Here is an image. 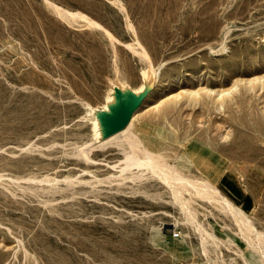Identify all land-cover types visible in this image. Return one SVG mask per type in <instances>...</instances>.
I'll list each match as a JSON object with an SVG mask.
<instances>
[{
  "label": "rangeland",
  "instance_id": "374dc122",
  "mask_svg": "<svg viewBox=\"0 0 264 264\" xmlns=\"http://www.w3.org/2000/svg\"><path fill=\"white\" fill-rule=\"evenodd\" d=\"M50 1L88 14L121 42L131 40L133 31L128 24L134 25L157 69L134 121V127L141 130L156 124L159 110L153 107L159 104L161 108L175 93L216 84L227 87L234 80L264 73V0ZM49 4L45 0H0V264H206L194 231L172 224V215L181 214L168 193L156 194L163 191L162 184L149 177L139 181L145 186L130 180L96 182L91 173L83 171L92 170L104 178L112 171L105 161L122 155L114 145L89 151L95 163L76 155L77 148L92 138L85 103L95 106L101 102L118 73L129 83L139 84L142 62L100 30L66 23ZM246 95L251 104L246 109L262 115L263 90ZM178 99L181 102L169 118L178 128L177 141H170L168 154L191 149L182 138L184 132L204 131L214 147L222 134L240 129V125L230 127L227 113ZM239 114L245 117L246 112ZM241 128L255 135L257 145H264L260 133L264 123L254 128L256 133L249 126ZM215 155L217 169L222 161L219 153ZM260 162L264 165V159ZM261 167L248 166L241 180L231 167L218 183L220 190L256 217L258 227H264ZM79 178L94 186L78 182ZM146 186L155 193L134 192ZM200 209L199 219L206 226L213 224L220 239L228 243L235 236L233 220L213 204L204 201ZM156 226L167 234L188 232L185 239L193 250L185 252V245L179 243L172 252L158 247L151 240ZM237 241L241 246V240ZM231 257L239 260L232 250H225L224 258ZM254 257V264H264L258 255Z\"/></svg>",
  "mask_w": 264,
  "mask_h": 264
},
{
  "label": "bare ground",
  "instance_id": "6f19581e",
  "mask_svg": "<svg viewBox=\"0 0 264 264\" xmlns=\"http://www.w3.org/2000/svg\"><path fill=\"white\" fill-rule=\"evenodd\" d=\"M45 1L50 3L49 5L56 11L58 16L66 21V23L75 22L83 27L100 30L108 40L111 42H120L130 49L142 62L140 68L142 80L139 84L129 83L122 74L118 73L110 80L101 102L95 106L90 105L88 102L85 103L87 120L90 124L92 138L87 145H85L87 142L81 144L79 148H77L78 150L76 149L77 154H75L80 158H84L85 161L95 163L97 159L90 156L89 151L96 146L106 148L110 145H114L120 150L122 155L116 160L105 161V166H108L112 171L104 176V178L98 177L92 170L83 171L91 173L94 179H96V182L104 180L106 182L112 180H130L131 182L139 183L143 178L149 177L152 179L154 178L156 183L162 184L163 186H160V189L163 188V191H157L156 194L160 195L162 192L168 193L172 203L176 206V210L181 214L180 217L170 214L172 215V224H183L194 231L199 239V247L205 258L204 262L206 264H254L255 262H253L252 258H255V255H258V258L264 263V227H258L255 219L256 217L237 205L227 195L228 192L225 194V191L223 192L218 187V183L225 179L227 172L232 170L233 167L236 169L234 173L239 180L245 177V169L248 166L252 168L258 167V165L259 167H264L262 162H260V160L264 159V145H257V141L254 139L255 135L241 128L242 126H249L253 128L252 131L255 132L254 128L259 129V126L264 123V107L260 110L262 115H259L258 112L255 113L246 109L251 106V104L248 103L250 97L246 95L248 92L255 93L259 89H262L264 93V73L260 74V76L246 78L244 80H234L227 87H220V85L216 84L213 87H203L201 89H184L183 92L181 91L171 95L162 102L161 108H159V104L153 107V109L159 111L154 117L156 118L155 121H153L154 119L152 120L153 123L156 124H168L171 127L169 129L167 127L157 129L156 124L150 127L144 125L142 130L146 132H143L140 128L134 127V121L139 114L137 107L124 128L107 137H103L98 113L101 111H108L109 105L115 102V88H119L122 91L131 90L135 93L147 90V93H145V96L139 104L141 105L147 98L148 90L155 81L157 69L154 66V60L146 46L138 38L132 23L133 26L130 23L128 25L133 31V37L130 41L121 42L108 28L88 14L79 10H71L62 7L50 0ZM112 2L116 3V0H112ZM120 7L125 9L123 5H120ZM126 12L125 14H127ZM212 51H217V49H213ZM179 97L184 98V101L188 102V105H204L207 110H218L219 112L227 113L228 116L226 120L230 121V127L235 124L238 126L240 125V129H233L232 133L226 132L222 134L218 138L220 142H215L214 147H212L213 142L208 140L209 137H205L206 132L201 130L198 132H184V137L182 136V138L186 139V141L188 140L187 143L191 149L187 150L186 147L177 154H168L170 141L172 139L177 141L175 132H178V128L173 125V122L169 121V118L175 106L181 102V99H178ZM241 111H244V113L246 112L245 117L240 116L239 113ZM248 120L252 123L247 125ZM187 129L188 128L185 130ZM260 133L264 136V131H260ZM159 137H163L165 143L164 141H159ZM253 141L256 142L255 145H253ZM261 142L264 143V139H262ZM163 144L165 145L164 147H162ZM216 152L219 153L218 157L222 161L220 168L217 169L213 166L218 160V158H216L217 155H215L217 154ZM248 161H250L249 165L247 164ZM102 163L104 164L103 161ZM69 177L70 176H68V178ZM28 178L31 179L32 177ZM54 178H41L40 181L43 180L52 183L57 177ZM72 178L73 177H71V179ZM33 180H37V178ZM62 180L65 181L66 179L62 178ZM77 181L80 183L88 182L91 186H94V183L90 182V180L79 178ZM139 184L143 185L141 183ZM228 184L230 185V183ZM152 188L153 187L150 186L143 188L137 187L134 188V192L152 195ZM80 193H82V190ZM62 200H64V198ZM204 201L213 204L218 211L233 220V233L235 236L233 238L231 237L228 243L224 242L214 233L213 224L207 221L208 225L206 226L203 220L199 219L198 213L201 212L200 208L203 207ZM155 230L151 240L158 247L164 246L166 250L172 252L173 246L179 243V245H185L184 247L179 246L182 247L185 252L193 250L190 242L185 239V236H189L188 232L181 233L180 231L173 230L172 233L167 234L164 233L159 226H156ZM174 232L177 234H174ZM226 236L229 237L228 235ZM238 238L241 240V246L237 241ZM24 248L25 247H23V249ZM246 248L248 251L245 250ZM225 250H232L236 256H239V260H236L235 257L226 260L224 258ZM249 252L250 256H248Z\"/></svg>",
  "mask_w": 264,
  "mask_h": 264
},
{
  "label": "water",
  "instance_id": "95a60500",
  "mask_svg": "<svg viewBox=\"0 0 264 264\" xmlns=\"http://www.w3.org/2000/svg\"><path fill=\"white\" fill-rule=\"evenodd\" d=\"M145 93H147V90L135 93L131 90L122 91L115 88V102L109 105L108 111L98 113L103 137H107L127 125Z\"/></svg>",
  "mask_w": 264,
  "mask_h": 264
},
{
  "label": "built area",
  "instance_id": "2783aa9c",
  "mask_svg": "<svg viewBox=\"0 0 264 264\" xmlns=\"http://www.w3.org/2000/svg\"><path fill=\"white\" fill-rule=\"evenodd\" d=\"M174 234H177L176 232H174Z\"/></svg>",
  "mask_w": 264,
  "mask_h": 264
}]
</instances>
